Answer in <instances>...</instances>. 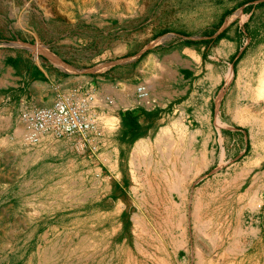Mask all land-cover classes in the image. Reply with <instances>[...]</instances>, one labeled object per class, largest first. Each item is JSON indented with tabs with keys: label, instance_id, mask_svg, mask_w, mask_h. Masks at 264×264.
I'll return each mask as SVG.
<instances>
[{
	"label": "rangeland",
	"instance_id": "374dc122",
	"mask_svg": "<svg viewBox=\"0 0 264 264\" xmlns=\"http://www.w3.org/2000/svg\"><path fill=\"white\" fill-rule=\"evenodd\" d=\"M233 3L0 0V41H15L9 45L18 47L12 32L31 34L37 39L27 47L33 50L68 47L72 58L89 65L95 53L110 50L105 60L123 61L144 45V33L141 39L133 36L144 26L156 24L164 33L192 31L225 12L228 19L245 20ZM65 39L71 43L65 45ZM173 51L169 47L165 53ZM178 62L176 55L169 57L156 77L154 65L146 62L147 70L138 68L132 85L145 88L158 81L172 89L183 66ZM212 63L217 72L209 71ZM226 63L229 56L212 62L202 58L195 82L203 88L216 82L218 90L226 80L219 78ZM248 66L245 57L237 64L238 74ZM256 83L254 77V88ZM248 91L222 104V117L230 115L224 109L229 102L238 119H180L166 109L161 147L152 141L151 147L82 150L73 142L36 154L31 142L16 141H23V127L13 133L11 128L3 139L6 147H0V264H264V98ZM63 98L69 97L57 96L54 104ZM106 193L125 211L113 216L120 208L110 209L102 225L98 199Z\"/></svg>",
	"mask_w": 264,
	"mask_h": 264
},
{
	"label": "crops",
	"instance_id": "0c3cea01",
	"mask_svg": "<svg viewBox=\"0 0 264 264\" xmlns=\"http://www.w3.org/2000/svg\"><path fill=\"white\" fill-rule=\"evenodd\" d=\"M39 4L50 5L49 2ZM232 9L245 15V20L228 19L229 14L225 12L218 21L214 19L192 31L178 29L175 33H164L165 30L156 24L147 25L142 32L133 35L141 39L144 33L145 40L144 45L131 57L123 61L105 60L110 55V50H103L100 53L94 52L97 58L91 65L74 58L75 56L72 58L71 52L74 50L68 47L57 49L48 46V49H44L47 53L28 48L29 42L37 38L31 34L25 37L12 32L21 46L12 48L9 44H14L15 41L6 39H1L0 43V147H6L7 140L3 139L11 128L13 133L18 126H22L25 133L22 134L23 141L20 138H16V141L21 142V146L23 142L28 143L30 133L21 123V115L35 106L51 108L56 97L61 95L79 97L92 93L93 109L101 118L102 138L97 141L96 147H151L152 141L156 147H161L157 143L166 136L160 125L168 117V108L172 110L171 114L177 113L180 119L240 118L237 110L232 111L228 106L229 102H226L224 109L230 115L222 117V104L228 97L239 100L247 95L246 89L258 97L259 76L264 73V0H234ZM70 43L69 39H65V45ZM169 47L175 49L171 56L165 53ZM143 53L147 56L142 59ZM175 55L178 64L183 62V66L178 69L179 76H175L177 86L166 90L161 82H152L145 87L148 102H138L136 87L131 81L138 68L147 70L146 62H151L154 65L152 77H156L157 72L161 74L163 71L169 57ZM221 56H229L230 60V63H226L224 74L221 69L219 71V78L226 77L222 86L217 90L214 82L203 88L199 81L195 82L202 58L212 62ZM245 57L249 66L240 70L244 72L241 76L236 67ZM141 59L144 61L140 62ZM184 62L188 64L185 66ZM125 68L129 69L128 74H121ZM208 69L217 72L213 63L208 64ZM229 69L231 77L227 80ZM254 77L257 81L255 88ZM242 89H245V93ZM259 96L264 98L263 95ZM128 111L137 119L139 129L136 136H132L124 125V114ZM76 139H56L51 134H42L32 143L33 147H37L33 153L41 154L47 150L45 147H72L73 142L77 146ZM2 151L0 148V153ZM26 156L24 158L29 159V155ZM103 179L106 180L107 176ZM98 200L102 201V208L97 210L98 216L103 219L102 225L108 222L110 209L120 208L119 213L113 212V216L124 214L125 205L110 193ZM115 221L114 218L112 224H116ZM117 226L120 229L123 223L119 222Z\"/></svg>",
	"mask_w": 264,
	"mask_h": 264
},
{
	"label": "built area",
	"instance_id": "2783aa9c",
	"mask_svg": "<svg viewBox=\"0 0 264 264\" xmlns=\"http://www.w3.org/2000/svg\"><path fill=\"white\" fill-rule=\"evenodd\" d=\"M137 101L148 102L143 86L136 88ZM93 96L69 97L58 100L51 108H39L21 115V123L29 131V142L37 136L51 134L56 139L77 138V147L82 150L92 147L95 139L101 138L99 117L94 113Z\"/></svg>",
	"mask_w": 264,
	"mask_h": 264
},
{
	"label": "trees",
	"instance_id": "16d2710c",
	"mask_svg": "<svg viewBox=\"0 0 264 264\" xmlns=\"http://www.w3.org/2000/svg\"><path fill=\"white\" fill-rule=\"evenodd\" d=\"M124 125L128 128V131L131 132L132 136H136L138 135V123H137V119L136 116H133L131 112H126L124 114Z\"/></svg>",
	"mask_w": 264,
	"mask_h": 264
},
{
	"label": "bare ground",
	"instance_id": "6f19581e",
	"mask_svg": "<svg viewBox=\"0 0 264 264\" xmlns=\"http://www.w3.org/2000/svg\"><path fill=\"white\" fill-rule=\"evenodd\" d=\"M259 78H260V81H259V85H258V87H257V92H259V94H258V96L259 95H263L264 96V73L263 74H261L260 73V76H259ZM264 115V114H263ZM181 126V125H180ZM143 143V142H142ZM140 145H141V143H139ZM137 148V147H136ZM136 150V149H135ZM135 157V156H134ZM185 170H186V168H184ZM191 169V168H190ZM188 171V170H187ZM186 172V171H185ZM196 174V173H195ZM147 183V182H146ZM178 183V182H177ZM176 185H179V184H176ZM175 188H176V186H175ZM172 189H173V187H172ZM142 225H143V223H142Z\"/></svg>",
	"mask_w": 264,
	"mask_h": 264
}]
</instances>
